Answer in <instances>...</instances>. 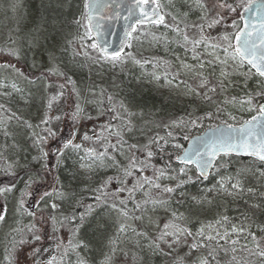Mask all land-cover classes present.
<instances>
[{
    "label": "snow or ice",
    "instance_id": "6c2138e0",
    "mask_svg": "<svg viewBox=\"0 0 264 264\" xmlns=\"http://www.w3.org/2000/svg\"><path fill=\"white\" fill-rule=\"evenodd\" d=\"M167 4L0 0V264H264V0Z\"/></svg>",
    "mask_w": 264,
    "mask_h": 264
},
{
    "label": "trees",
    "instance_id": "16d2710c",
    "mask_svg": "<svg viewBox=\"0 0 264 264\" xmlns=\"http://www.w3.org/2000/svg\"><path fill=\"white\" fill-rule=\"evenodd\" d=\"M84 0H64V8L63 12L64 15L67 17L69 21L79 18L80 13L83 11L82 5H83ZM162 5H164L165 10H172L175 11V9H171L170 5L167 4V0H161ZM179 6V5H178ZM193 19H195V14H193ZM3 19V13H0V20ZM169 20L171 23V18L168 17L166 20ZM73 30L75 29V25H72ZM140 31H147L150 34L148 36L142 37L140 39H134L133 40V48L128 49V51H135V53L138 55H143L144 57L151 58L153 56H159V57H165V58H171V53H165V50L161 46H156L153 43H151V33H155L156 35H159L161 32L165 31L163 27L157 28L156 26H141V28L138 29V32ZM134 37L137 36V33H134ZM177 52L180 50L177 49ZM130 70L132 72H135L138 74L139 69L136 68H131ZM143 96L144 99L148 101L149 104L153 102V100L156 102L157 106H159L161 102V95L156 91V89L151 86V85H146L140 93H138L137 98L139 99ZM2 99V98H0ZM170 110L175 111L174 109L171 108V105L168 106ZM27 114V112L25 113ZM245 118L247 116L245 115ZM199 133L198 130H193L191 133L192 135ZM182 143H186L184 141H181ZM233 216H235V213H232ZM11 223V221H9ZM8 232V226H4L0 228V239L4 237V235ZM0 255H3V245L0 244ZM131 259V258H128ZM155 264H164V261L160 257L155 258Z\"/></svg>",
    "mask_w": 264,
    "mask_h": 264
},
{
    "label": "water",
    "instance_id": "95a60500",
    "mask_svg": "<svg viewBox=\"0 0 264 264\" xmlns=\"http://www.w3.org/2000/svg\"><path fill=\"white\" fill-rule=\"evenodd\" d=\"M124 30L125 22L123 20L105 22L104 31L108 35L101 37V43L107 41L111 51L117 50L120 47L121 41L124 39Z\"/></svg>",
    "mask_w": 264,
    "mask_h": 264
},
{
    "label": "rangeland",
    "instance_id": "374dc122",
    "mask_svg": "<svg viewBox=\"0 0 264 264\" xmlns=\"http://www.w3.org/2000/svg\"><path fill=\"white\" fill-rule=\"evenodd\" d=\"M166 22L171 24V22L168 19L166 20ZM162 91H166V90H162ZM121 262H122V264H132V260L131 259H127L125 261L122 260Z\"/></svg>",
    "mask_w": 264,
    "mask_h": 264
}]
</instances>
